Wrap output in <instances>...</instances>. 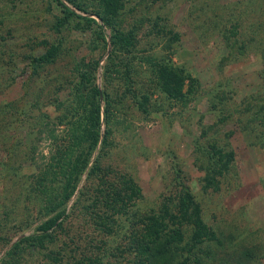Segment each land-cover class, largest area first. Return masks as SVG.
<instances>
[{
	"label": "rangeland",
	"instance_id": "obj_1",
	"mask_svg": "<svg viewBox=\"0 0 264 264\" xmlns=\"http://www.w3.org/2000/svg\"><path fill=\"white\" fill-rule=\"evenodd\" d=\"M63 1L97 22L82 27L74 17L55 28L60 13L54 0H0V264H69L82 250L97 251L98 239L105 240L100 249L122 241L72 214L44 247L25 240L7 253L48 215L45 193L37 187L52 141L32 114L37 104L50 118L61 112L54 105L69 100L74 63L81 58L98 60L95 83L115 103L111 145L102 162L133 176L139 208L157 207L183 181L215 234L182 252L189 263L264 264V0H123L120 26L135 29L137 43L117 55L132 61V85L138 95L147 94V110L123 91L120 79L103 80L110 28L100 29L93 13ZM48 43H57L60 52L33 73L26 55L41 53ZM147 54H166L193 76L185 102L159 90L142 59ZM99 98L103 104L102 92ZM64 127L55 125V133ZM211 138L233 151L217 188L202 185V149ZM84 175L85 170L78 188ZM51 250L57 260L47 255Z\"/></svg>",
	"mask_w": 264,
	"mask_h": 264
},
{
	"label": "trees",
	"instance_id": "obj_2",
	"mask_svg": "<svg viewBox=\"0 0 264 264\" xmlns=\"http://www.w3.org/2000/svg\"><path fill=\"white\" fill-rule=\"evenodd\" d=\"M54 1L60 13L54 16L55 28L74 17L83 21L82 27L97 22L92 16L77 13L63 0ZM66 1L80 11L93 13L100 20L97 24L100 29L103 25L110 28L111 47L101 66L103 80L109 84L114 78L120 79L123 91L135 100L137 107L147 110V94L138 95L132 85V61L117 55L118 51L130 53L137 43L135 29L120 26L123 0ZM58 52L57 43H48L41 53L27 54L30 70L37 74V68L52 61ZM142 59L150 67L159 90L175 102H185L187 93L193 89V76L166 54H147ZM97 64V59L75 61L74 76L67 91L69 100H61L54 105L61 112L53 118L40 104L36 106V113L30 108L28 110L35 116V122L36 118L41 120L38 130H44L46 137L52 141L48 161L39 171L37 187L39 192L45 193L43 208L48 215L38 221L32 233L13 243L7 253L19 249L20 242L25 240L44 247V243L53 241L56 230L64 229L65 220L75 214L100 229L102 235H119L122 241L115 243L113 248L106 246L100 249L105 246V240L98 239L97 251L88 254L82 250L79 256L72 257L69 264H190L188 256L182 252L189 253L202 241L214 238L215 234L202 220L200 206L188 185L177 181L175 192L164 195L157 207L140 209L137 205V199L141 197L140 187L133 176L102 162L111 145L109 136L115 103L110 94L106 90L101 91L95 83ZM101 92L103 104L99 98ZM61 123L65 127L58 135L55 125ZM45 124L49 126L45 128ZM95 147L96 154L90 160ZM202 154L206 156L201 163L204 169L202 185L217 188L218 176L229 169L233 151L223 150L211 138L202 149ZM83 170L84 179L78 188V177ZM52 254L51 250L47 255L57 260L58 257ZM109 256L111 259H108Z\"/></svg>",
	"mask_w": 264,
	"mask_h": 264
}]
</instances>
